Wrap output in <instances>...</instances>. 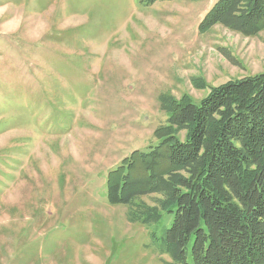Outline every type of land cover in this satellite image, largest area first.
Segmentation results:
<instances>
[{"label": "rangeland", "instance_id": "1", "mask_svg": "<svg viewBox=\"0 0 264 264\" xmlns=\"http://www.w3.org/2000/svg\"><path fill=\"white\" fill-rule=\"evenodd\" d=\"M144 1L0 0V264H176L174 215L131 223L108 177L159 146L162 96L199 105L263 74L264 30L200 35L217 0Z\"/></svg>", "mask_w": 264, "mask_h": 264}, {"label": "trees", "instance_id": "2", "mask_svg": "<svg viewBox=\"0 0 264 264\" xmlns=\"http://www.w3.org/2000/svg\"><path fill=\"white\" fill-rule=\"evenodd\" d=\"M157 1L164 2H144ZM216 26L258 36L264 0H217L199 34ZM161 99L168 119L156 132L160 144L110 173L109 203L126 206L128 221L144 226L174 215L161 250L176 264H264V73L213 88L199 105ZM164 148L168 165L159 172ZM139 163L145 176L131 179ZM153 196L154 204L144 200Z\"/></svg>", "mask_w": 264, "mask_h": 264}]
</instances>
